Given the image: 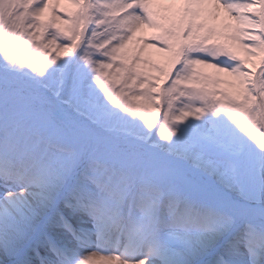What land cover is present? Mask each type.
Segmentation results:
<instances>
[{"label":"snow or ice","instance_id":"6c2138e0","mask_svg":"<svg viewBox=\"0 0 264 264\" xmlns=\"http://www.w3.org/2000/svg\"><path fill=\"white\" fill-rule=\"evenodd\" d=\"M213 2L259 27L248 47L264 53V0ZM202 3L83 0L91 27L49 32L69 54L40 60L21 48L48 0H0V264H264V58L245 70L206 45ZM142 24L179 65L159 124L105 79ZM195 64L234 76L231 95L179 88Z\"/></svg>","mask_w":264,"mask_h":264},{"label":"rangeland","instance_id":"374dc122","mask_svg":"<svg viewBox=\"0 0 264 264\" xmlns=\"http://www.w3.org/2000/svg\"><path fill=\"white\" fill-rule=\"evenodd\" d=\"M151 2L154 7L163 5L179 9L184 6L185 0H151ZM82 3L83 0H76V2L74 0H48V8L43 16V19L49 22L47 29L43 35L37 33L38 39L34 37L30 44L23 45L21 52L31 51L34 57L40 60H44L45 57L51 59L56 56L61 59L66 58L68 52L48 44L51 39L48 33H56L57 28H61L64 32L59 35L60 39L63 40L65 33L71 34L67 32L70 28L80 31L86 27H91L90 24L77 25L75 23L77 13L81 11L78 4ZM203 3L200 5L201 7H204ZM260 7L259 4H250L249 7L240 9V12L252 16L253 13L260 11ZM209 13L210 15L203 12L197 21L205 25L203 29L199 30L201 36L207 35L208 28L214 29L213 35L208 36L206 45L217 44L237 56L238 60L243 62L241 63L243 69L257 70L260 59L264 58V53L255 48H249L248 45L251 42L250 34H259V27L238 22L237 13L229 14L221 6L217 10L211 9ZM122 15V12L116 13L117 17ZM237 29L240 31L237 32ZM125 32H127V28L120 27L117 35H122ZM161 34L159 29L149 28L146 24L136 26L132 32L127 33L132 37L131 41H127L125 47L117 54V59L111 61L112 67L104 70L107 73L105 79L111 82L114 93L122 102L140 110L148 119H154L156 124L161 122L164 112L167 111L164 89L169 81L174 78L171 73L179 66L170 63L169 54L162 50V42L155 40V37ZM233 36H238L239 39H230ZM113 43L115 44V41ZM224 58L226 57H218V59ZM117 68L126 70L118 72ZM137 72L139 73L138 76H136ZM165 73L168 75L166 76ZM189 74L192 79L181 82L178 85L179 88L189 91L204 89L208 92H222L231 95L232 89L228 82H235L236 80L227 72H220L205 64L193 65ZM132 77H136L135 81ZM216 80H220L221 83H215ZM178 104L179 101L174 100L173 108L175 109Z\"/></svg>","mask_w":264,"mask_h":264},{"label":"bare ground","instance_id":"6f19581e","mask_svg":"<svg viewBox=\"0 0 264 264\" xmlns=\"http://www.w3.org/2000/svg\"><path fill=\"white\" fill-rule=\"evenodd\" d=\"M178 1H180V0H178ZM203 4H204V7H201L204 11L203 12H205L206 14H209L210 15V10L211 9H218L219 8V6L218 5H216L214 2H213V0H203Z\"/></svg>","mask_w":264,"mask_h":264},{"label":"trees","instance_id":"16d2710c","mask_svg":"<svg viewBox=\"0 0 264 264\" xmlns=\"http://www.w3.org/2000/svg\"><path fill=\"white\" fill-rule=\"evenodd\" d=\"M59 42V41H58Z\"/></svg>","mask_w":264,"mask_h":264}]
</instances>
